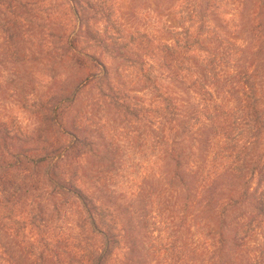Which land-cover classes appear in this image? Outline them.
Returning a JSON list of instances; mask_svg holds the SVG:
<instances>
[{"label":"trees","instance_id":"1","mask_svg":"<svg viewBox=\"0 0 264 264\" xmlns=\"http://www.w3.org/2000/svg\"><path fill=\"white\" fill-rule=\"evenodd\" d=\"M45 1L0 0L8 55L27 62L32 25L57 23L81 86L148 131L158 185L141 197L96 178L86 164L104 153L76 94L30 108L33 134L0 117V264H264V41L238 70V45L212 37L204 14L156 30L125 25L121 0H55L52 13ZM113 63L154 99L135 103Z\"/></svg>","mask_w":264,"mask_h":264},{"label":"rangeland","instance_id":"2","mask_svg":"<svg viewBox=\"0 0 264 264\" xmlns=\"http://www.w3.org/2000/svg\"><path fill=\"white\" fill-rule=\"evenodd\" d=\"M187 1L190 2L189 10L184 12ZM41 7L52 13L61 11L63 4L47 0ZM120 10L125 25L143 28L152 20L156 30L164 26L166 30L169 26L179 29L183 26V19L190 16L195 18L188 25L198 26L194 11L204 14L205 27L212 32V37L215 35L214 38L238 45V70L243 59H251V55L243 50L264 41V0H121ZM1 22L0 15V117L5 120L15 118L33 134L39 129L40 120L28 112L30 108H40L44 103H59L71 94L70 100H73L76 94L77 116L91 115L92 130L96 131L95 138L104 153L91 159L86 164L87 168L96 172V178H110L122 183L127 195L147 196L149 187L158 185L157 178L152 179L149 170L151 162H156V159L138 139L140 134L145 138L148 131L111 110L100 87L91 85L85 89L81 86L87 73L70 64L58 51L59 36L52 30L57 23L53 20L32 25L34 34H40L32 36L24 45L25 55L29 56L27 62H16L8 55ZM118 66L117 63L111 64L113 81L124 90L132 91V95L142 97L135 103H150L155 94L147 98L139 82L133 86L130 77L117 74ZM24 103H27L25 109ZM152 168L156 174L157 169ZM258 239L260 243L261 239ZM3 240L9 243L5 238Z\"/></svg>","mask_w":264,"mask_h":264}]
</instances>
